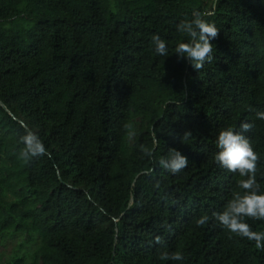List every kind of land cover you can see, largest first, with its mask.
<instances>
[{
	"label": "trees",
	"instance_id": "16d2710c",
	"mask_svg": "<svg viewBox=\"0 0 264 264\" xmlns=\"http://www.w3.org/2000/svg\"><path fill=\"white\" fill-rule=\"evenodd\" d=\"M197 13L219 29L199 71L173 52ZM261 110L264 0H0V242L28 245L6 264H264L211 218L242 179L214 160L221 130L253 125L264 192ZM27 131L47 151L25 162ZM173 149L189 161L176 175L160 164Z\"/></svg>",
	"mask_w": 264,
	"mask_h": 264
},
{
	"label": "clouds",
	"instance_id": "9594fccd",
	"mask_svg": "<svg viewBox=\"0 0 264 264\" xmlns=\"http://www.w3.org/2000/svg\"><path fill=\"white\" fill-rule=\"evenodd\" d=\"M176 31L186 37V40L175 44L174 54L178 59H186L194 70H201L206 63H211L213 45L211 41L216 38L219 29L214 23L208 22L198 13L192 19L182 20L176 25ZM153 53L158 57H168L169 48L165 40L159 35L151 37ZM255 119L264 121V110L255 112ZM253 125L242 122L238 130L226 128L215 136L217 152L214 156L216 164L222 170L237 175L239 191L230 198L222 211L213 212L212 219L222 230L246 238L254 242L257 249L264 250V232L253 231L245 222L246 218L264 221V192L257 180L258 154L254 150L249 138ZM155 137V133L153 134ZM191 133H185L183 140H188ZM23 147L20 158L25 162L31 158L42 156L47 149L45 144L32 131H27L20 137ZM188 158L177 150H171L167 159H161L162 167L172 175L179 174L188 166ZM209 220L203 216L197 220V225H205ZM159 242V239H157ZM166 261L183 262L184 256L180 251L164 253L161 257Z\"/></svg>",
	"mask_w": 264,
	"mask_h": 264
},
{
	"label": "rangeland",
	"instance_id": "374dc122",
	"mask_svg": "<svg viewBox=\"0 0 264 264\" xmlns=\"http://www.w3.org/2000/svg\"><path fill=\"white\" fill-rule=\"evenodd\" d=\"M143 128H140L139 120H137V125L133 136H139L143 132ZM134 138V137H133ZM133 138L131 142L133 141ZM27 236L17 235L12 237H7L0 242V264H6L11 261L12 257L17 254L21 255L25 252L27 245ZM23 244V249L19 247Z\"/></svg>",
	"mask_w": 264,
	"mask_h": 264
}]
</instances>
